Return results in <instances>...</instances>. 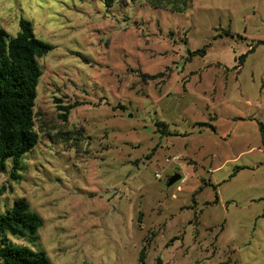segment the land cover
Here are the masks:
<instances>
[{"label": "rangeland", "instance_id": "obj_1", "mask_svg": "<svg viewBox=\"0 0 264 264\" xmlns=\"http://www.w3.org/2000/svg\"><path fill=\"white\" fill-rule=\"evenodd\" d=\"M21 18L54 48L38 142L19 180L0 173V212L24 197L43 225L8 241L52 264H139L142 247L145 264H264V43L238 60L264 0H0L10 35Z\"/></svg>", "mask_w": 264, "mask_h": 264}, {"label": "trees", "instance_id": "obj_2", "mask_svg": "<svg viewBox=\"0 0 264 264\" xmlns=\"http://www.w3.org/2000/svg\"><path fill=\"white\" fill-rule=\"evenodd\" d=\"M115 0H104L111 6ZM155 8L172 12L184 11L191 0H145ZM229 34V32H226ZM264 39L256 41L243 52L238 60L243 62ZM54 46L33 31L32 22L21 18L19 30L10 35L0 26V173L7 171L9 178L19 180L25 170L23 157L31 152L38 142L35 129L34 106L37 85L42 74L38 58L51 51ZM205 48L190 51L204 54ZM81 57L80 53H77ZM79 102L59 105L60 117L67 121L70 110ZM152 150H155L153 148ZM12 187L0 183V196ZM43 225L42 217L30 209L28 201L17 198L12 205L0 212V264H52L44 251H33L26 246H13L8 235L37 239V230ZM145 247L139 252V264H145Z\"/></svg>", "mask_w": 264, "mask_h": 264}, {"label": "water", "instance_id": "obj_3", "mask_svg": "<svg viewBox=\"0 0 264 264\" xmlns=\"http://www.w3.org/2000/svg\"><path fill=\"white\" fill-rule=\"evenodd\" d=\"M181 178V176L178 173H175L173 175H171L167 182H166V186L169 187L171 186L173 183H175L176 181H178Z\"/></svg>", "mask_w": 264, "mask_h": 264}]
</instances>
